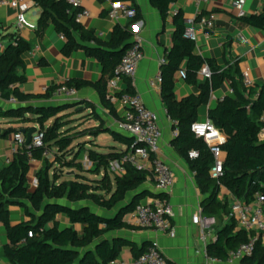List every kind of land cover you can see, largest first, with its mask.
Instances as JSON below:
<instances>
[{
  "label": "trees",
  "instance_id": "16d2710c",
  "mask_svg": "<svg viewBox=\"0 0 264 264\" xmlns=\"http://www.w3.org/2000/svg\"><path fill=\"white\" fill-rule=\"evenodd\" d=\"M30 1L40 9L34 29L36 36L42 37L47 27L52 26L58 34L64 35L62 54L68 57L76 50H83L99 62L101 75L95 82L69 79L52 84L41 95H25L18 90V85L26 80L21 72L25 67L23 55L31 51L32 45L16 33L4 36L8 40L0 52V98L7 101L14 97L17 104L0 107V118L15 123H34L43 132V139L40 146L19 147L0 168V223L7 234L2 255L9 264H109L118 257L121 248L127 246L134 258L138 257L148 244L138 247L133 241L114 236V233L133 228L124 216L143 198L148 196L167 201V195L152 192L145 186L152 178L150 171L125 164V172L117 174L109 170V165L120 159L130 147L141 143L99 119L97 125L83 126L72 119L73 111H68L80 105L75 101L55 104L28 101L49 99L61 87L78 91L90 86L97 91L103 107L114 115V104L107 98V83L132 43V25L142 19L140 8L135 0H111L127 3L135 10V16L124 24L116 23L111 38L103 41L77 20L82 7H75L67 0ZM149 2L165 21L170 6L177 0ZM184 21L182 10L172 13V43L159 68L161 98L176 130L172 145L177 154L188 161L204 196L202 214L217 220L215 239L207 244V254L213 259L226 261L228 252L248 241L250 234L237 228L233 218L224 221L229 203L227 197L219 198L221 189L228 190L244 203L253 201L257 194L264 197V137H260L264 128V84L245 86L237 61L217 67L211 59L197 55L195 42L184 36ZM237 23L264 30V2L259 13L238 17ZM204 65L208 66L211 75L201 79L198 72ZM180 69L185 71L184 81L196 87L198 93L176 100L174 77ZM226 80L232 95L218 100L207 116L225 136L221 145L223 173L214 179L209 174L212 153L190 126L197 121L198 108L206 105L211 93ZM126 92L135 93L130 84ZM83 105L84 110H92L88 116L95 113L91 103ZM28 128L4 129L0 138L7 132L16 134ZM102 134L110 136L120 147L100 145L97 137ZM74 142L75 149L71 147ZM192 150L198 153L194 159L188 157ZM28 152H31L32 159L42 163L35 172V187L30 186ZM44 152L51 156L45 157ZM56 166L61 172L63 168L68 169L66 177L56 171ZM51 169H54L52 173ZM11 205L22 207L27 220L12 225L9 220ZM262 208L264 212V201ZM263 254L264 250L257 246L253 255L243 258L240 263L261 264Z\"/></svg>",
  "mask_w": 264,
  "mask_h": 264
},
{
  "label": "crops",
  "instance_id": "0c3cea01",
  "mask_svg": "<svg viewBox=\"0 0 264 264\" xmlns=\"http://www.w3.org/2000/svg\"><path fill=\"white\" fill-rule=\"evenodd\" d=\"M77 1H79L82 9L88 11V15L81 17L78 21L84 28L92 30L103 41H108L111 38L116 23L124 24L129 20L121 18L114 21L108 17L111 0ZM135 1L140 8L142 19L132 25V32L134 37L138 36L142 39L143 59L138 65L133 82L129 79H122L119 82V90L127 93L126 89L130 84L134 91L140 95L145 105L158 116V125L162 135L160 150L156 154V158L167 163L175 177L173 187L166 193L167 201L173 209L172 223L175 228V236L170 237L168 234L153 229L134 226H132L133 228H123L115 232L114 236L133 241L138 247L155 244L166 257L168 264H228L226 261L209 257L206 251L207 244L204 245L199 239V217L205 216L201 209L204 196L197 186L195 174L188 161L178 155L172 145L175 129L163 104L160 87L149 85V79L159 71L161 60L171 47L172 13L180 9L184 17L188 18L196 13L195 4L192 0H177L170 6V13L163 21L158 10L151 6L149 0ZM26 2L28 9L25 12V18L33 28L18 25L16 11L10 7L0 6V41L7 44L8 39L4 36L16 33L32 45L31 51L23 55L25 67L21 72L25 75L26 80L18 85V90L25 95H41L52 84L61 83L65 80L97 81L101 75L99 62L95 58L87 56L83 50H76L68 57L64 56L62 49L65 39H61L52 26L47 27L42 37L36 36L34 29L40 9L34 7L30 0H26ZM263 2L264 0H246L244 5L246 15L259 13ZM203 11L213 12L216 16V24L208 35L199 27L196 29L195 53L204 59H211L214 66L217 67H225L227 63L237 61L241 73L245 70L248 71L252 85L264 84V30L251 26H239L236 11L230 0H211L203 8ZM240 36L243 37L242 41ZM174 82L176 100L198 93L196 87L188 85L179 77L178 71L175 74ZM231 91L229 81H224L220 88L211 93L208 103L198 108L197 121L208 119L209 109L214 107L216 102L224 96L232 95ZM62 99L65 98L53 95L49 99H35L28 102L55 104L63 101ZM74 100L83 108L85 102L93 105L95 113L87 117L89 120L83 126L97 125V119H99L105 125L114 129L117 128V122L122 116L121 107L114 104L115 114L111 115L103 107L100 97L93 87L88 86L78 90ZM7 106L9 103L0 98V107L6 108ZM85 111L87 114L92 113L91 109ZM77 118L72 117L79 123L83 122V119L78 120ZM0 123H2V125L0 124V135L4 129L10 127L17 129L37 127L34 123H15L14 120L1 118ZM19 132L21 133V130ZM13 135V132H7L0 138V168L13 156L11 152L14 146ZM108 138L111 137L108 136ZM98 143L120 147L119 144L112 141V138L108 144ZM41 165L40 161H31L30 181ZM145 186L150 191L157 193L152 178L148 179ZM150 199L146 196L140 202L146 203ZM126 215L127 213L124 216L125 221ZM9 220L12 225L26 221L24 209L17 205L9 206ZM214 230L216 231V226ZM6 243V229L0 223V264H9L2 255V247ZM133 259L131 249L123 246L113 264H132Z\"/></svg>",
  "mask_w": 264,
  "mask_h": 264
},
{
  "label": "built area",
  "instance_id": "2783aa9c",
  "mask_svg": "<svg viewBox=\"0 0 264 264\" xmlns=\"http://www.w3.org/2000/svg\"><path fill=\"white\" fill-rule=\"evenodd\" d=\"M75 7H81L77 0H67ZM196 7V13L193 16L185 18L184 36L195 41L197 38L196 29L199 27L206 35L215 28L216 16L213 12L202 15L203 8L210 3L211 0H192ZM246 0H230L232 7L236 11V16L242 17L246 15L244 10ZM0 6H6L16 11V21L20 26L33 28L26 20L25 12L28 9L26 0H0ZM88 15L86 9H82L77 14V20ZM135 16V10L130 8L127 3L111 2V7L108 11V17L117 21L121 18L131 19ZM137 23V22H136ZM135 23V24H136ZM61 39H64L63 34H59ZM241 41L243 37L240 36ZM6 44L0 41V52L5 48ZM143 59L142 39L138 36L133 37L131 45L126 49L120 63L114 70V76L107 83V98L122 109L121 119L117 122L119 131L130 135L137 143L141 145L132 146L128 149L120 159L114 160L109 165V170L113 173L123 174L125 172V164H129L138 170H147L152 173L154 180V189L157 193L166 194L171 190L175 183L174 173L171 167L164 161L156 158V154L160 150L161 130L158 125L157 114L150 110L140 95L135 93H121L119 90V82L122 79H129L133 82L137 68ZM164 58L161 60L163 62ZM181 79H185L184 69L178 71ZM201 79L209 78L211 72L207 65H204L198 72ZM243 83L245 86L252 85L248 77V71L242 73ZM161 73L158 71L151 79L149 85L151 87H160ZM232 92V91H231ZM77 91L61 87L55 91V97H75ZM7 102L9 105L17 103L14 97H10ZM191 131L202 138L213 156V164L209 170L212 178L218 179L223 173L224 154L221 145L225 142V136L218 131L209 119L204 121H194L190 126ZM176 135V130L173 133ZM260 137H264V128L261 129ZM14 146L12 154L19 147L25 144V135L18 132L13 135ZM43 132L38 128V131L32 135L29 145L40 146L42 144ZM44 156L49 158L51 154L44 152ZM198 153L194 150L188 153L190 159H194ZM28 157L31 161V152H28ZM89 165L90 163L85 160ZM37 179L34 177L30 183L31 187H35ZM228 198L229 210L224 215V221L234 219L237 228L244 229L250 234L249 240L239 244L235 249H232L227 254L226 262L228 264H240L243 258H249L253 255L257 246L264 250V212L262 203L264 197L257 194L253 201L244 203L238 200L228 190L222 188L219 193V198ZM173 209L168 201L151 198L149 202H139L126 215V221L129 225L153 229L160 233L168 234L170 237L175 236V228L172 223ZM217 220L214 217L200 216L199 217V239L206 245L209 241H214ZM31 236V233H28ZM114 263L113 261L111 262ZM132 264H168V261L161 250L155 244H148L144 251L132 260ZM261 264H264V254Z\"/></svg>",
  "mask_w": 264,
  "mask_h": 264
},
{
  "label": "rangeland",
  "instance_id": "374dc122",
  "mask_svg": "<svg viewBox=\"0 0 264 264\" xmlns=\"http://www.w3.org/2000/svg\"><path fill=\"white\" fill-rule=\"evenodd\" d=\"M75 97H66L65 99H62L63 101H68V102H74L75 100ZM68 111H73V113H71V114H73V116L72 117H78L77 119H83L82 121V123L83 124H85L89 119L88 118H86L88 115H87V112L84 110V108L83 107H81V106H75V107H73V108H71L70 110H68ZM77 112V113H76ZM75 113V114H74ZM85 118V119H84ZM48 123H50V121L48 122ZM76 123V122H75ZM1 125H2V123H0ZM97 141L98 142H100V143H104V144H108V143H110L111 142V138H108V136L107 135H104V134H102V135H100V136H98L97 137ZM75 144H76V142H74L73 144H72V146L71 147H73L74 149L76 148L75 147ZM75 151V150H74ZM83 155V154H82ZM82 155L80 156V158H83L82 157ZM69 156V155H68ZM79 158V159H80ZM54 171V169H51V171H50V173H52ZM56 171H59L60 173H62V177H66V175H67V172H68V169H66V168H63L62 169V172L59 170V166H56ZM89 177H93L92 175H89Z\"/></svg>",
  "mask_w": 264,
  "mask_h": 264
},
{
  "label": "water",
  "instance_id": "95a60500",
  "mask_svg": "<svg viewBox=\"0 0 264 264\" xmlns=\"http://www.w3.org/2000/svg\"><path fill=\"white\" fill-rule=\"evenodd\" d=\"M38 131V127H29L27 130L22 129L21 133L25 135V144L29 145L32 139V135Z\"/></svg>",
  "mask_w": 264,
  "mask_h": 264
}]
</instances>
